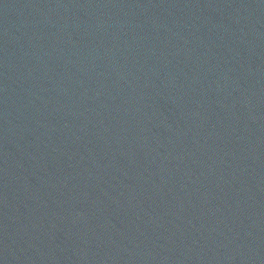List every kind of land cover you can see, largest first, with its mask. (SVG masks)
I'll return each mask as SVG.
<instances>
[{
  "label": "water",
  "instance_id": "obj_1",
  "mask_svg": "<svg viewBox=\"0 0 264 264\" xmlns=\"http://www.w3.org/2000/svg\"><path fill=\"white\" fill-rule=\"evenodd\" d=\"M0 264H215L128 253L66 252L0 247Z\"/></svg>",
  "mask_w": 264,
  "mask_h": 264
}]
</instances>
